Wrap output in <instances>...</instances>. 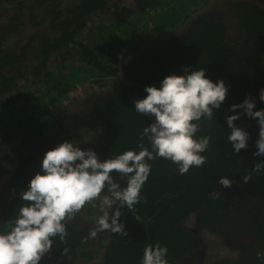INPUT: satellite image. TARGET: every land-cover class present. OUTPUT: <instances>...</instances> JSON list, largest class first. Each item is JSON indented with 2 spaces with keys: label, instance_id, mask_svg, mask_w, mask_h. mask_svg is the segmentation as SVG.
Instances as JSON below:
<instances>
[{
  "label": "trees",
  "instance_id": "obj_1",
  "mask_svg": "<svg viewBox=\"0 0 264 264\" xmlns=\"http://www.w3.org/2000/svg\"><path fill=\"white\" fill-rule=\"evenodd\" d=\"M185 1L135 0L133 7L118 5L109 19L113 28L90 41L84 39L89 19L106 9L107 0H0V9H13L4 18L0 15V148L10 150L0 162L4 172L1 176L5 177L0 185V231H7L8 222L26 204L20 193L38 173L32 166L33 159L42 162L45 153L54 149V138L59 144L76 143V136L69 135L75 133V128L72 130L58 118L67 109L78 79L113 80L114 87L106 95L90 96L87 105L77 108L85 119L76 128L83 127L85 134L91 131L93 137L100 133V140L90 149L101 160L128 150L139 152L141 143L151 150V142L147 137L142 139L141 134L155 118L135 111V101L148 95L146 86L159 88L169 75H185L186 68H204L208 78L214 82L223 79L229 88L226 100L214 110L213 119L198 122L196 138L211 137L208 150L202 153L207 158L202 167H192L181 175L178 166L168 159L148 161L151 173L135 212L126 206L121 208L119 202L113 205L114 211L120 208L119 219L127 235L104 231L91 238L89 233L97 224L89 223V219L100 214L99 201L96 206L86 204L68 222L65 240L54 238L42 264H87L81 256L89 255L95 258L93 264H141L146 246L157 243L168 248V264H181L188 255L202 249L200 240L186 228L187 220L196 214L204 215V223L218 215L226 219L230 209H224V198L220 196L226 194L225 190L231 194L236 211L247 217L246 222L225 231L254 235L256 243L244 250L243 262L264 264V169L253 170L264 160V156L254 155L259 126L257 120L246 115L235 121L237 127L250 134L248 147L237 154L228 142L231 129L226 122L228 116L236 114L231 111L232 105L248 98L255 101L254 111L264 110L260 99L264 88V7L248 0H230L221 10L200 11L182 33L163 36L165 29L187 21L183 12L189 0ZM30 15L40 21L30 19ZM139 24L144 30L156 32L154 45L134 54L125 64H117L121 46L133 40ZM25 27H32L22 37L25 43L16 41L14 47H8V39L24 35L20 31ZM235 34L238 39H233ZM30 51L37 56V63L27 62ZM25 67L29 69L19 74L26 80L19 85L16 72ZM35 136L39 141L46 139L47 151L31 145ZM15 146L22 153L14 155V161L7 154L14 153ZM20 153L22 159H17ZM245 159L248 163L243 162ZM13 161L14 169L6 175ZM112 176L121 188L126 187L128 177L116 172ZM245 176L250 177L247 182ZM221 177L229 178L232 186L222 187ZM101 233L106 234V243L100 245L97 255H92L91 245Z\"/></svg>",
  "mask_w": 264,
  "mask_h": 264
},
{
  "label": "clouds",
  "instance_id": "obj_2",
  "mask_svg": "<svg viewBox=\"0 0 264 264\" xmlns=\"http://www.w3.org/2000/svg\"><path fill=\"white\" fill-rule=\"evenodd\" d=\"M145 91L148 95L135 101V111L155 118L141 134L142 139L147 137L151 142V150L141 143L139 152L128 150L115 158L101 160L95 151L83 150L65 141L47 151L41 164L43 174L36 173L27 190L20 193L25 206L8 222L7 231H0V264H40L51 251L54 238L65 240L68 222L75 219L86 204L96 206L97 201L103 214L97 218V227L89 236L95 238L97 232L104 231L127 235L119 219L120 208L111 214L107 209L119 202L121 208L126 206L135 212L151 173L148 161L168 159L178 166L181 175L206 163L207 158L202 153L208 150L211 137L196 138L200 131L198 122L213 119L214 110L221 107L228 95L226 82L223 79L212 81L204 68L191 71L186 68L185 75H169L159 88L146 86ZM260 99L264 101V88L260 90ZM254 109L255 101L248 98L232 105L231 111L236 114L227 117L231 129L227 139L237 154L248 147L250 134L237 127L235 121L246 115L257 120L259 126L254 155L264 156V110ZM261 169H264V160L253 167L257 172ZM113 172L128 177L126 187L121 188L115 182ZM243 179L247 182L250 177ZM219 183L224 188L232 186L227 177H221ZM105 192L107 194L102 195ZM167 254L166 246L150 244L144 249L141 264H168Z\"/></svg>",
  "mask_w": 264,
  "mask_h": 264
},
{
  "label": "rangeland",
  "instance_id": "obj_3",
  "mask_svg": "<svg viewBox=\"0 0 264 264\" xmlns=\"http://www.w3.org/2000/svg\"><path fill=\"white\" fill-rule=\"evenodd\" d=\"M185 1V0H184ZM197 1V2H196ZM192 3V0L187 1V9L186 12H183V15L186 17H188L185 22H180L178 25H172V28H168L164 30V35L165 37H168L170 35H176L179 33H182L184 30H186V28L188 27L190 21L197 17V15L203 11H214V10H221V7H223V5L226 4L227 1L230 0H196ZM251 1V3L254 4H258L262 7H264V0H248ZM186 2V1H185ZM192 4H191V3ZM118 5H127V6H134L135 5V0H107V7L104 11L100 12V13H95L90 20V26H88V28L86 29L85 32V38L86 40H90L93 41L96 38V35H100V33H106L109 32V30H111L113 28V25L111 24V20H109L111 18V16L114 13V10L116 7H118ZM201 11V12H200ZM13 9L10 6H6L5 9H0V15H3L2 17L4 18V16H6V13H12ZM184 16L180 15V18H184ZM22 17L25 19V15H22ZM147 18V17H145ZM145 18H143V22H145ZM30 19H34L36 21H40V18H36L34 15H30ZM140 25V24H139ZM235 25L237 26V23L235 22ZM34 27H38L40 26V24H38L36 26V24H33ZM100 26H104V27H100ZM32 27H25V30L20 31V33H27L30 31ZM40 28V27H39ZM100 28H104V29H100ZM146 28V27H145ZM229 29H231V31H235L233 27H230ZM230 33V31H229ZM84 35V34H83ZM156 32H151L150 29H145L140 25V27L137 29V32L135 35H133V40H128L125 44V46H121V49L119 51V58L117 59L116 63L123 65L126 63V61L128 59H130L134 54L139 53L141 51H144L145 49H148L150 47H152L154 45L155 42V38H156ZM232 35V34H231ZM23 36V35H21ZM21 36L19 37L18 41L20 40ZM233 39H238L239 36L237 34L232 36ZM97 42V41H96ZM17 42H15V38H10L9 42H8V47H12L13 45H15ZM34 54H30L29 58L30 61H33V59L36 61L37 59L33 58ZM49 64H52V66H54V64L51 62H49ZM28 67L25 68H20L19 72H16V80L18 82L19 85H21L23 83L24 79L19 73L20 71H24V70H28ZM114 87L113 84V80L112 79H106V80H102V81H95L93 78H85V79H78L77 82L75 83V85H73L72 88V92L70 93L72 96L70 97V101L67 105V109L61 111L60 114V120H62L63 124H66L67 126L74 127L75 128V133H72L69 135H75L76 136V143L74 142V144L79 145L83 150H89L91 148V146L94 143H97L100 140V133H97L95 135V137L92 136L91 131L87 132L85 134V131L82 130L83 127L80 128H76L79 127L84 121V117L85 114L81 113L79 114L77 111V108H80L81 105L84 104V100H87V98H89L92 95H95L96 93H104L105 91H107L108 89H112ZM76 119H79L78 122H76L77 124H75L74 122L76 121ZM82 126V125H81ZM73 130V128H71ZM55 144H54V148L58 146L59 144V140L54 138ZM39 142V143H38ZM73 142V141H72ZM31 145L40 146L41 150L47 151V142L46 139L45 141H39V138H37L36 136L32 139V141L30 142ZM18 145V144H17ZM19 147L21 146L20 144L18 145ZM22 150V148H20ZM10 151L8 148H0V162L1 159L4 158V154L6 152ZM14 153L11 152V154H7L8 156H11V158H14L15 161V156L17 155L19 152V148L17 146L14 147ZM22 153V152H21ZM21 153L18 155L19 159L21 157ZM22 159V158H20ZM14 161L11 164H8V168H6L7 170L9 169V171H5V173H7L6 175H9L12 170L14 169L15 163ZM245 163V160L243 161ZM41 164L42 162L38 161L37 159H33L32 162V166L34 167L35 171L41 172L42 173V169H41ZM7 165V164H5ZM2 173L0 170V185H2L4 183V178L2 175ZM3 177V178H1ZM2 183V184H1ZM103 195V194H102ZM107 211L109 212L110 209ZM99 212V211H98ZM102 212L100 211V214H94L93 217H91L89 219V223L96 225V220L97 218L102 215ZM110 213V212H109ZM111 214V213H110ZM100 236V237H99ZM106 234L103 233L101 235H98L96 240L92 243V247L94 248V253L97 255L101 250H100V245L106 243ZM100 250V251H99ZM230 255H234V252L229 251V252H225V253H220L219 256L218 254H210L208 255L209 259H207L206 263H198V264H235L233 260H231V263L225 262V263H216L218 259H225L228 260ZM218 256V257H216ZM85 257L81 256V260L84 262L85 261ZM89 264L91 262V260H88ZM86 261V262H88ZM42 264V263H41ZM50 264H55V263H50ZM88 264V263H87Z\"/></svg>",
  "mask_w": 264,
  "mask_h": 264
},
{
  "label": "flooded vegetation",
  "instance_id": "obj_4",
  "mask_svg": "<svg viewBox=\"0 0 264 264\" xmlns=\"http://www.w3.org/2000/svg\"><path fill=\"white\" fill-rule=\"evenodd\" d=\"M234 27L236 28L237 26L234 24ZM21 35L15 37V42L18 41ZM25 36L26 35L21 36L19 40L20 44L25 43V38H22ZM11 38L13 39L14 37H11ZM9 39L7 41V46H8ZM12 47H14V45ZM30 54L33 55L34 53L31 51L28 53L27 62L30 60L29 58ZM33 58L37 59V56L34 55ZM37 62H38V59L36 61L33 59V61H30L28 63L30 64V63H37ZM108 90L105 91L104 93H96L95 95H92V96L106 95ZM88 101H89V98H87V100H84L83 102L85 105H87ZM225 191H226V194L220 195V196L224 198L222 201L225 206L224 209L226 210L230 209V214L226 216V219H222L221 216L218 215L215 220L210 221L208 223H204L203 222V218H205L204 215L201 214L200 216V214H196V215H192L187 220L185 224L186 228L189 230L191 234L195 235V237L198 240H200V242L202 243V249L200 250L199 253L197 252V253L188 255L187 257L189 258H187L181 264L206 263L207 259H209L208 255L212 253L214 254L216 253L219 256L220 253L222 254V253L229 252V251L234 252V255H230L228 260L218 259L216 263H225V262L231 263V260H233L234 263L236 262L235 264H245L243 262L244 250L250 246H254L256 243V240H255L254 235H251V234L242 233V234L236 235V234H232L229 231H225L226 228L236 227V225L240 224L241 221L246 222V218H247V217H244L239 211H236V208L234 206V201L232 199L231 194L227 190ZM109 212L110 213L114 212V208L113 207L110 208ZM225 220H228L229 223L227 224ZM223 224H225L226 226H222ZM91 253L92 255H96L94 253V248L92 249ZM84 257L86 259L84 262L82 261L83 263H85L88 260H91V262H93V260L95 259L91 257V255L87 257L84 256ZM91 262L90 264H93ZM41 263L42 262H40V264ZM86 263L89 264V261Z\"/></svg>",
  "mask_w": 264,
  "mask_h": 264
},
{
  "label": "water",
  "instance_id": "obj_5",
  "mask_svg": "<svg viewBox=\"0 0 264 264\" xmlns=\"http://www.w3.org/2000/svg\"><path fill=\"white\" fill-rule=\"evenodd\" d=\"M245 162L248 163V161H246V159H245Z\"/></svg>",
  "mask_w": 264,
  "mask_h": 264
}]
</instances>
